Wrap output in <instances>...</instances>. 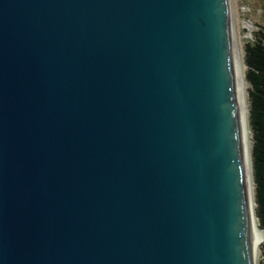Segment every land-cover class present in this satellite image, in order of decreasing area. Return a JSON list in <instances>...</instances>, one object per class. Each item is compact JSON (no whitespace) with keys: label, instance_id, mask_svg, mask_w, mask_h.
<instances>
[{"label":"water","instance_id":"water-1","mask_svg":"<svg viewBox=\"0 0 264 264\" xmlns=\"http://www.w3.org/2000/svg\"><path fill=\"white\" fill-rule=\"evenodd\" d=\"M257 244L230 0H0V264Z\"/></svg>","mask_w":264,"mask_h":264},{"label":"trees","instance_id":"trees-1","mask_svg":"<svg viewBox=\"0 0 264 264\" xmlns=\"http://www.w3.org/2000/svg\"><path fill=\"white\" fill-rule=\"evenodd\" d=\"M245 80L249 84V127L252 134L251 162L255 215L264 234V26L244 44ZM260 264H264V239Z\"/></svg>","mask_w":264,"mask_h":264},{"label":"rangeland","instance_id":"rangeland-1","mask_svg":"<svg viewBox=\"0 0 264 264\" xmlns=\"http://www.w3.org/2000/svg\"><path fill=\"white\" fill-rule=\"evenodd\" d=\"M230 4L238 34L239 48L241 51L242 60L244 64V44L253 37V34L258 30L259 26H264V0H230ZM245 72H246V66L244 64V74ZM246 88H247V103H248L249 84L247 82H246ZM248 108H249V103H248ZM248 120H249V110H248ZM251 143H252V134H251ZM253 188H254V182H253ZM260 244L262 245V241ZM260 250H261V246H260ZM261 260L262 257L260 255V262Z\"/></svg>","mask_w":264,"mask_h":264},{"label":"bare ground","instance_id":"bare-ground-1","mask_svg":"<svg viewBox=\"0 0 264 264\" xmlns=\"http://www.w3.org/2000/svg\"><path fill=\"white\" fill-rule=\"evenodd\" d=\"M239 62H240V77H241L244 140H245L246 160H247V169H248V178H249V191H250L252 234L256 242L258 243L256 246V251L254 256V264H259L260 255H261L260 243L263 239V231L260 230L255 215V201H254L253 175H252V163H251V133L249 127V120H248L247 88L245 82L244 64H243L240 48H239Z\"/></svg>","mask_w":264,"mask_h":264}]
</instances>
